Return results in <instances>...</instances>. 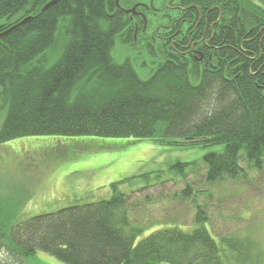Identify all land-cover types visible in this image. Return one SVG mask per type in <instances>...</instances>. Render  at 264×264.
<instances>
[{
    "label": "trees",
    "instance_id": "trees-1",
    "mask_svg": "<svg viewBox=\"0 0 264 264\" xmlns=\"http://www.w3.org/2000/svg\"><path fill=\"white\" fill-rule=\"evenodd\" d=\"M47 1L0 0V32L30 15L0 36V144L52 135L150 139L175 148L221 145L202 158L208 183L242 180L240 157L264 167V0H192L217 6L214 18L224 7L228 14L212 38L219 65L200 71L194 61L160 62L147 77L132 60L112 54L125 28L113 0H56L42 10ZM195 165L170 168L183 178ZM120 182L108 198L76 199L20 221V204L6 212L9 218L0 212V264H27L37 251L67 264H264V240L216 238L200 207L192 230L158 229L136 242L142 228L130 223ZM189 193L186 185L181 194Z\"/></svg>",
    "mask_w": 264,
    "mask_h": 264
},
{
    "label": "rangeland",
    "instance_id": "rangeland-1",
    "mask_svg": "<svg viewBox=\"0 0 264 264\" xmlns=\"http://www.w3.org/2000/svg\"><path fill=\"white\" fill-rule=\"evenodd\" d=\"M121 42L117 39L112 51L119 62L127 55ZM140 50H129V57L138 74L147 77L153 65ZM3 115L1 110L0 123ZM220 149L221 145L175 148L150 139L119 137H16L0 144V212L9 218L12 214L6 212L20 204L15 216L24 220L64 208L76 199L108 198L112 184L122 181L117 187L129 198L130 223L142 228L136 242L158 229L192 230L198 207L207 215L205 227L216 238L249 235L264 240V167L257 170L240 157L239 165L245 170L242 180L208 183L202 158ZM175 162L196 165L182 178L170 168ZM186 185L190 193L182 196ZM27 264L67 263L37 251Z\"/></svg>",
    "mask_w": 264,
    "mask_h": 264
},
{
    "label": "flooded vegetation",
    "instance_id": "flooded-vegetation-1",
    "mask_svg": "<svg viewBox=\"0 0 264 264\" xmlns=\"http://www.w3.org/2000/svg\"><path fill=\"white\" fill-rule=\"evenodd\" d=\"M123 15L125 28L119 34L122 46L129 50L141 48L145 58L154 66L157 63H189L194 61L202 71L219 65L213 60L219 48L212 38L219 28L216 23H225L228 14L223 8L214 18L211 7H199L192 0H113ZM207 8V9H206ZM223 25L221 28H224ZM226 41V34H224ZM223 79L229 67L227 44L223 43Z\"/></svg>",
    "mask_w": 264,
    "mask_h": 264
},
{
    "label": "water",
    "instance_id": "water-1",
    "mask_svg": "<svg viewBox=\"0 0 264 264\" xmlns=\"http://www.w3.org/2000/svg\"><path fill=\"white\" fill-rule=\"evenodd\" d=\"M56 0H49L47 1L42 7L41 9L44 10L47 7H49L50 5H52ZM30 19V15L22 18L20 21H18L17 23L13 24L12 26H10L9 28L5 29L4 31L0 32V36L6 34L7 32H9L11 29H13L14 27H16L19 24L25 23L26 21H28Z\"/></svg>",
    "mask_w": 264,
    "mask_h": 264
}]
</instances>
